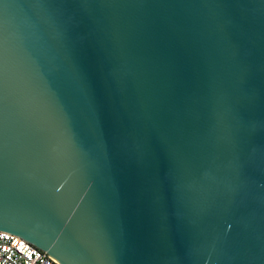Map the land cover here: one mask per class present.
<instances>
[{
  "label": "water",
  "instance_id": "obj_1",
  "mask_svg": "<svg viewBox=\"0 0 264 264\" xmlns=\"http://www.w3.org/2000/svg\"><path fill=\"white\" fill-rule=\"evenodd\" d=\"M0 231L264 264V0H0Z\"/></svg>",
  "mask_w": 264,
  "mask_h": 264
},
{
  "label": "built area",
  "instance_id": "obj_2",
  "mask_svg": "<svg viewBox=\"0 0 264 264\" xmlns=\"http://www.w3.org/2000/svg\"><path fill=\"white\" fill-rule=\"evenodd\" d=\"M0 264H59L21 237L0 231Z\"/></svg>",
  "mask_w": 264,
  "mask_h": 264
}]
</instances>
